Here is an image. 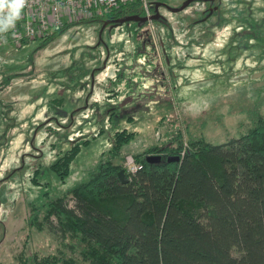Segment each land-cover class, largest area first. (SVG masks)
Segmentation results:
<instances>
[{"label": "rangeland", "instance_id": "rangeland-1", "mask_svg": "<svg viewBox=\"0 0 264 264\" xmlns=\"http://www.w3.org/2000/svg\"><path fill=\"white\" fill-rule=\"evenodd\" d=\"M166 5L153 33L144 23L91 21L45 44L0 45V264H33L57 250L80 264L65 242L30 224L31 205L42 189L53 199L87 180L116 131L136 133L114 159L124 167L172 137L219 144L264 117V0ZM80 139L90 142L60 181L51 165ZM35 170L45 186L32 183Z\"/></svg>", "mask_w": 264, "mask_h": 264}, {"label": "trees", "instance_id": "trees-1", "mask_svg": "<svg viewBox=\"0 0 264 264\" xmlns=\"http://www.w3.org/2000/svg\"><path fill=\"white\" fill-rule=\"evenodd\" d=\"M130 15L120 9L109 17ZM71 26L43 36L42 44ZM135 134L116 131L88 179L62 195L49 199L47 189L39 191L30 224L65 242L80 264H264V117L257 114L245 134L219 144L203 136L185 143L172 137L171 144L135 153L139 168L128 174L114 159ZM89 142L74 141L53 162L60 181ZM156 155L161 160L147 161ZM38 178L35 170L32 183L42 185ZM78 263L61 250L33 256V264Z\"/></svg>", "mask_w": 264, "mask_h": 264}, {"label": "built area", "instance_id": "built-area-1", "mask_svg": "<svg viewBox=\"0 0 264 264\" xmlns=\"http://www.w3.org/2000/svg\"><path fill=\"white\" fill-rule=\"evenodd\" d=\"M154 0H27L21 18L15 27L0 33V45L20 47L63 27L111 16L120 9H128L132 15L147 18V30L153 33L152 15ZM126 173H134L139 164L133 157L126 158Z\"/></svg>", "mask_w": 264, "mask_h": 264}, {"label": "water", "instance_id": "water-1", "mask_svg": "<svg viewBox=\"0 0 264 264\" xmlns=\"http://www.w3.org/2000/svg\"><path fill=\"white\" fill-rule=\"evenodd\" d=\"M193 1H196V0H185L184 3L181 6L175 7V8L174 7H169L165 3H161V2L155 1L154 4H153V6H154V14H152L148 19L156 20L158 18V16H159L158 8H159L160 5H166L169 10L174 11V12H178V11L183 10L185 7H187ZM202 1H209V0H202ZM146 20H147V18H144V17H138L136 15H130V16H127V17L117 18V19H113V20L112 19L111 20L108 19V20L104 21L103 24L105 26L108 23H112V22L117 23V24H121V23L130 22V21H138L140 23H144ZM159 160H161V156L160 155L147 156V161H149V162L159 161ZM167 160L168 161H172L170 159H167ZM118 176L121 179L122 183H125L127 181V178L125 176V173H124L123 169H121L118 172Z\"/></svg>", "mask_w": 264, "mask_h": 264}, {"label": "clouds", "instance_id": "clouds-1", "mask_svg": "<svg viewBox=\"0 0 264 264\" xmlns=\"http://www.w3.org/2000/svg\"><path fill=\"white\" fill-rule=\"evenodd\" d=\"M27 0H0V33L15 27Z\"/></svg>", "mask_w": 264, "mask_h": 264}, {"label": "flooded vegetation", "instance_id": "flooded-vegetation-1", "mask_svg": "<svg viewBox=\"0 0 264 264\" xmlns=\"http://www.w3.org/2000/svg\"><path fill=\"white\" fill-rule=\"evenodd\" d=\"M217 1H219V0H209V1H204V2H208L209 4H215ZM214 7H209L208 9L211 11L212 9H213ZM109 19H111V17H108ZM115 19V18H114ZM108 24H115V25H118L117 23H114V22H112V23H108ZM137 26L139 27V26H141V24L138 22V24H137Z\"/></svg>", "mask_w": 264, "mask_h": 264}]
</instances>
